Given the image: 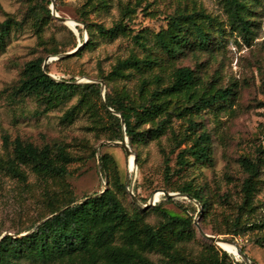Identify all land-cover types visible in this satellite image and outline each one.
<instances>
[{
  "label": "rangeland",
  "instance_id": "374dc122",
  "mask_svg": "<svg viewBox=\"0 0 264 264\" xmlns=\"http://www.w3.org/2000/svg\"><path fill=\"white\" fill-rule=\"evenodd\" d=\"M47 1L0 0V22L13 19L17 24L0 48V159H7L14 142L20 140L39 148L64 147L74 161L68 165L69 174L63 178L44 179L25 169L27 181L23 183L0 174L1 237L31 233L54 208L70 201L75 205L101 193L107 183L100 158L108 155L126 183L124 198L131 212L142 208L132 202L130 188L141 205L157 199L155 206L160 210L192 221L186 231L188 237L179 244L187 258L197 261L211 243L200 235L197 223L207 234L234 241L254 264H264V229L246 228L234 232L243 202L242 185L247 178L240 161L243 158L264 160V0H247L250 12L246 16L252 21L253 30L250 39L231 31L224 0H54L57 13L76 24L77 43L82 45L69 57L63 55L76 50L69 42L70 29L47 18ZM179 14L195 15L197 21L212 32L210 51L187 50L176 60L168 59L161 52L156 35L167 28L170 18ZM84 22L95 31L98 25L109 29L124 22L128 30L115 39L96 34L94 45L86 47L88 35ZM132 55L140 59L158 58L167 76L174 68L188 67L204 82L234 90L235 96L227 107L207 110L194 117L198 124L196 136L206 132L211 138V162L178 171L176 162L180 149L168 132L139 147L143 164L140 168L137 164L134 174L133 156L129 162L123 148L105 140L98 123L101 111L92 114L84 108L75 113L71 122H65L63 116L77 104L78 98L45 112V105L37 98L16 92L26 64L38 58L48 59L46 65L53 78L60 82L75 79L83 84L103 81L119 60ZM141 80L142 76L133 72L126 80L110 83L109 90L113 96L128 92L134 98ZM173 127L176 133H181L187 123L174 119ZM185 147L186 144L182 146ZM132 150L136 155V150ZM167 161L171 168L168 177ZM187 183L201 189L210 203L207 212L200 204L184 197L169 201L161 192L181 194L178 188ZM257 186L255 209L243 215L241 224L264 219V161H260ZM163 220L161 211L154 210V206L149 208L146 223L158 226ZM150 257L154 264H162L161 255ZM234 257L244 263L238 255ZM21 264L39 263L23 261Z\"/></svg>",
  "mask_w": 264,
  "mask_h": 264
},
{
  "label": "trees",
  "instance_id": "16d2710c",
  "mask_svg": "<svg viewBox=\"0 0 264 264\" xmlns=\"http://www.w3.org/2000/svg\"><path fill=\"white\" fill-rule=\"evenodd\" d=\"M224 2L231 31L250 39L253 30L252 21L246 16L250 12L247 0ZM51 4L52 0L47 1L45 12L49 20H56L48 8ZM203 16L210 20L209 16ZM14 25L17 24L13 19L0 22V48L4 47ZM85 30L88 40L84 45L87 47L94 45L96 34L115 39L124 35L128 26L124 22L109 29L98 25L95 31L85 23ZM68 31L69 42L73 48H77L76 35ZM82 33L80 30L81 40ZM135 37L137 39L138 35ZM212 37V32L199 23L195 15L179 14L169 19L167 28L156 35V40L161 52L168 59L176 60L187 50L210 51ZM45 61L38 58L28 62L16 89L18 95L37 98L45 105V112L78 98L77 104L63 116V121L71 122L75 113H80L84 108L92 114H98L99 110L102 112L99 113V128L109 142H121L124 138L121 118L110 109L119 113L125 123L129 144L136 150L139 168L143 164L139 147L168 132L172 133V139L177 143V149H180L176 162L178 171L184 172L197 163L211 162V138L206 132L196 136L198 124L194 122V117L207 110L227 107L235 96L233 89H221L212 83L208 84L188 67L174 68L167 76L158 58L146 56L140 59L132 55L119 60L103 78L106 85L103 100L100 84H75V79L58 82L49 76ZM133 72L142 76L137 96L133 98L128 92L113 96L109 90L110 83L126 80ZM174 119L185 120L187 127L183 132H175ZM184 144L186 147L182 148ZM73 161L74 158L64 147L39 148L16 140L12 154L7 159H0V174L23 183L27 181L25 169L32 170L44 179L63 178L69 174L68 165ZM260 161L264 160L243 158L240 161L247 178L242 185L243 202L235 220V233L237 229H264V219L241 224L243 215L255 209ZM100 164L107 183L106 189L86 197L81 203L72 205L74 201H70L54 208L31 233L23 236L0 235V264H21L23 261L39 264H154L150 257L152 254L161 255L164 259L162 264H244L213 243H208L197 261L187 258L179 244L188 237L186 231L192 226V221L160 210L156 205L154 210L161 211L164 220L158 226L146 223L149 209L129 210L124 198L127 195L126 183L112 157L101 156ZM165 171L166 177L170 176L168 161ZM177 192L196 200L204 212L210 209V203L201 189H194L193 185L187 183ZM168 200L171 201L170 198Z\"/></svg>",
  "mask_w": 264,
  "mask_h": 264
},
{
  "label": "water",
  "instance_id": "95a60500",
  "mask_svg": "<svg viewBox=\"0 0 264 264\" xmlns=\"http://www.w3.org/2000/svg\"><path fill=\"white\" fill-rule=\"evenodd\" d=\"M50 9H51V14L53 16V18H55L58 22H60L61 24L67 26L66 24V21H67V18L65 17H62L60 16L58 13H57V10L55 8V5H54V0H52V4L50 6ZM68 27V26H67ZM69 28V27H68ZM70 29V28H69ZM71 30V29H70ZM74 34H78L76 33L75 31L71 30ZM84 31H85V27H84ZM85 34H86V31H85ZM82 45H79L75 51L71 52V53H67L65 55H63V57H69L73 54H75L81 47ZM48 63V59H46L44 65H46ZM51 78H53L51 75H49ZM54 80L60 82V80L58 79H55L53 78ZM75 84H81L82 82H77L75 81L74 82ZM86 83H96V84H100L101 85V90H102V96H103V100H105V90H106V87H105V83L104 81H97V80H94V81H88ZM112 111V113L118 117L121 118V121H122V126H123V129H124V138L121 142H109L108 144H113V145H118L120 146L121 148H123L126 152V155L127 157L129 158L130 156H133V161H134V166L136 167L137 169V160H136V156L131 148V146L129 145V142H128V138L126 136V129H125V123H124V120L122 118V116L113 111L112 109H110ZM136 174V172L134 173ZM132 185V184H131ZM128 186L130 187V183L128 184ZM132 187V186H131ZM106 189V188H105ZM104 189V190H105ZM164 196H166L167 198H178V197H184V198H187L189 199L190 201H193L195 202L196 204H199L196 200H194L193 198H191L190 196L188 195H183V194H179V193H169L167 191H161ZM129 195L131 197V200L134 204L140 206L142 209H149L150 207L152 206H155V203L153 198L151 199V203H149L148 205H141L138 198L134 195L133 191H132V188H130V191H129ZM200 213V212H199ZM196 226L198 227V230H199V233L200 235L206 239L207 241L213 243V244H216L217 246H219V244L223 243V244H229V245H234L238 248V255L240 257V260H242L245 264H252L251 260L249 259V257L247 256L246 253L243 252V250L232 240H229L228 238H225V237H220V236H214V235H210V234H207L205 233L202 229H200V227L198 226L197 223H195ZM228 253V252H227ZM230 255V253H228ZM238 260V259H237Z\"/></svg>",
  "mask_w": 264,
  "mask_h": 264
},
{
  "label": "bare ground",
  "instance_id": "6f19581e",
  "mask_svg": "<svg viewBox=\"0 0 264 264\" xmlns=\"http://www.w3.org/2000/svg\"><path fill=\"white\" fill-rule=\"evenodd\" d=\"M66 24H67V26L71 29V30H76V24L73 22V21H71L70 19H67V21H66ZM76 33H77V30L75 31ZM131 159H132V157H131ZM129 162H130V157H129ZM133 167H134V169H135V172L137 173V169H136V167L134 166V161H133ZM155 202L157 201V199H153ZM219 247L222 249V250H224L225 252L227 251V252H229V253H231V254H233V255H238V248L236 247V246H234V245H229V244H223V243H221V244H219ZM238 257H239V255H238ZM240 258V257H239Z\"/></svg>",
  "mask_w": 264,
  "mask_h": 264
}]
</instances>
